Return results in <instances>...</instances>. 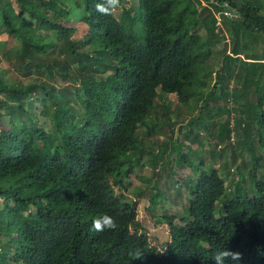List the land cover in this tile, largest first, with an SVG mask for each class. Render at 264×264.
Wrapping results in <instances>:
<instances>
[{
  "label": "trees",
  "instance_id": "1",
  "mask_svg": "<svg viewBox=\"0 0 264 264\" xmlns=\"http://www.w3.org/2000/svg\"><path fill=\"white\" fill-rule=\"evenodd\" d=\"M59 1L0 0V25L20 41L10 55L23 62L25 76L36 67L71 83V89L58 93L44 81L6 84L0 79V121L8 118L0 130V264H216L212 258L225 248L242 254L239 264H264V181L256 173L264 163H259L262 153L254 155L255 142L264 148V83L257 88L264 52L239 58L258 39L264 45V0H137L138 9L121 0L113 16L100 15L97 0ZM225 3L239 17L221 13L220 24L233 44L232 55L216 72L207 63L220 31L213 8L222 12ZM50 10L82 20L88 32L71 39ZM203 25L205 35L198 32ZM55 41L62 46L56 49ZM56 52L63 59L41 58ZM231 61L247 66L244 85L254 86L257 95L245 106L257 107L247 109L250 122L242 120L247 142L237 144L247 146L254 158L248 176L253 194L240 182L229 190L216 169L195 163L196 172L190 169L197 177L189 188V206L179 216L182 222L176 223L175 215L156 218L170 235L158 250L137 220L136 202L120 191L129 171L120 163L137 150L138 127L155 108L157 89L175 94L181 103L202 99L203 109L210 107L211 99L232 97L227 85ZM72 100L82 114L74 112ZM36 102L49 116L48 129L32 115ZM197 121V127L207 129L206 121ZM26 128H31L29 136ZM217 129L222 142L232 134L227 124ZM227 147L234 172L243 176L242 164L235 165L236 148ZM105 214L119 227L94 231L92 222ZM129 245L139 247L143 258L129 256Z\"/></svg>",
  "mask_w": 264,
  "mask_h": 264
},
{
  "label": "rangeland",
  "instance_id": "2",
  "mask_svg": "<svg viewBox=\"0 0 264 264\" xmlns=\"http://www.w3.org/2000/svg\"><path fill=\"white\" fill-rule=\"evenodd\" d=\"M55 1L60 3L59 0ZM61 1L67 2L70 0ZM122 3L128 8L138 9L137 0H122ZM202 4L205 5L204 2ZM224 5L232 9L236 15L234 19L239 17L233 5L228 3ZM15 10H17V7ZM120 10L121 6L116 14ZM49 14L52 17L57 15L58 20L62 22L61 24L68 28L65 33L71 39H80L88 32V28L82 20L72 17L70 19L63 18L60 14L56 13L54 15L51 10ZM204 14L209 15L208 13ZM213 14L218 18L216 31H219V29L220 31L219 36L213 41L211 57L207 63L213 67L214 71L218 72L221 63L225 62L226 55H232L231 46L233 41L226 26L224 24L219 26V23H223L220 12L213 8ZM198 32L201 35H205L206 27L204 25L201 26ZM47 34L55 40V33L50 32ZM55 42L56 49L62 46V42ZM19 43L18 39L7 36L3 26L0 25V79H3L6 84H28L38 80L44 81L54 86L58 93L64 89H71L68 77H51L44 69L37 71V68L33 67L30 70V75L25 76L24 71L21 70L24 67L23 62L19 57L10 55L18 49ZM263 46L262 41L258 39V43L253 47L247 48L244 55H239L240 60H244L247 54L255 53L257 55L262 51L264 52ZM63 57V55L60 56L56 52L41 58L44 60H53V58L60 60ZM247 61H249L247 63H250L254 59H247ZM231 66L232 74L231 77L227 78V85L229 96L232 95V97L211 99L209 102L210 107H204V109V100L202 99L200 101L193 99L188 105L181 103L175 94L164 93L157 89L155 108L144 121V124H140L138 127L139 146L135 152H131L129 157L123 159L120 163L122 169L129 168L127 175L122 178L120 191L123 192L128 200L136 202L137 220L142 225L143 233L149 236L151 244L157 247L158 250L164 248L170 240V235H168L167 225L155 223L156 218L162 214L175 215L176 223L182 222L179 216L184 215L187 206H189V188L197 177V174L193 173V171L196 172L193 168L195 163L204 162L205 170L216 169L225 179L229 190H234V182H240L249 194H253L248 176L254 158L252 153L248 151L249 148L247 146L241 149L237 144L239 142L243 144L247 142L245 137H248L249 134L242 130V120L245 123L250 122L248 120L251 119L245 115L248 113L247 109L256 110L257 107L245 108V106L251 102L255 103L257 95L254 86L244 85L248 76L245 70L247 66L240 62L235 64L232 61ZM259 69L262 70L260 71L261 77L257 83L258 89L264 83V66L261 65ZM36 95L40 96L39 94ZM3 97V94L0 95V98ZM69 98H72V96L70 95ZM72 101L75 106L74 112L82 114L81 105L77 101ZM34 108L32 111L34 119L39 126L48 129L49 122L47 117L49 116L46 117L42 114L43 108L39 102H36ZM7 119V116L4 115L2 121H0V130L3 126H7ZM197 120L206 121L207 129L197 127V124H195ZM237 121L240 123L238 128H236ZM197 122L199 123V121ZM219 123L227 124L232 132L229 135V139H224L223 142L218 138L217 128ZM251 124L249 123L248 126L251 127ZM245 127L247 126L245 125ZM23 131L27 136L31 134V128H26ZM250 135L254 136L255 132H250ZM229 144L236 148L237 160L235 165L240 167V164H242L240 171L243 172V176L233 170L234 163L231 162L232 157H230L231 149L227 147ZM176 145L178 146L176 147V154H174L173 149ZM254 145V155L258 156L259 153H262L263 158L259 160V163H264V148L257 142ZM223 149H226L225 153L220 154ZM212 152H217L218 156L213 157ZM177 154L180 155L179 158H177ZM226 169L229 170L228 173ZM256 173L264 181V165L257 168ZM114 191L119 192L116 188H114ZM152 199L158 202L156 207H149V202ZM2 206L3 204L0 202V208Z\"/></svg>",
  "mask_w": 264,
  "mask_h": 264
},
{
  "label": "clouds",
  "instance_id": "3",
  "mask_svg": "<svg viewBox=\"0 0 264 264\" xmlns=\"http://www.w3.org/2000/svg\"><path fill=\"white\" fill-rule=\"evenodd\" d=\"M121 0H97L95 4V10L102 16H113L120 8ZM92 229L97 232H103L107 230H116L119 225L114 217L107 214L96 218L92 222ZM128 255L132 256L134 260L143 258L142 250L139 247L129 245ZM216 264H226V261H234L239 264L242 259V254L238 251H232L230 249H223L218 251L212 258Z\"/></svg>",
  "mask_w": 264,
  "mask_h": 264
},
{
  "label": "built area",
  "instance_id": "4",
  "mask_svg": "<svg viewBox=\"0 0 264 264\" xmlns=\"http://www.w3.org/2000/svg\"><path fill=\"white\" fill-rule=\"evenodd\" d=\"M221 13L224 14L225 16L230 17V18H235V17H236V15H235L234 12L232 11V9H230L227 5H226V7L224 8V10H223L222 12H220V15H221ZM221 18H222V16H221ZM219 26H221L220 23H219Z\"/></svg>",
  "mask_w": 264,
  "mask_h": 264
}]
</instances>
